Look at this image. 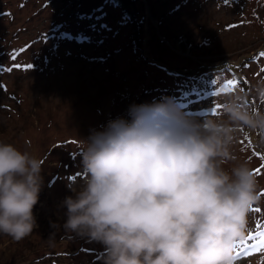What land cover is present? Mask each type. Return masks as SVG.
Segmentation results:
<instances>
[{"label":"rangeland","instance_id":"374dc122","mask_svg":"<svg viewBox=\"0 0 264 264\" xmlns=\"http://www.w3.org/2000/svg\"><path fill=\"white\" fill-rule=\"evenodd\" d=\"M123 1L128 13L115 0H0V141L43 162L37 227L0 234V264H105L101 243L65 232L63 201L83 185L80 142L131 122L132 106L235 127L224 107L239 96L264 114V0ZM233 137L224 167L261 168L264 134ZM253 175L261 211L248 210L233 264H264V169Z\"/></svg>","mask_w":264,"mask_h":264},{"label":"clouds","instance_id":"9594fccd","mask_svg":"<svg viewBox=\"0 0 264 264\" xmlns=\"http://www.w3.org/2000/svg\"><path fill=\"white\" fill-rule=\"evenodd\" d=\"M224 112L235 127L188 120L167 103L132 106L131 122L111 120L80 142L85 176L63 201L65 232L101 243L105 264H232L257 180L246 163L224 164L236 128L264 134V114L239 96ZM42 165L0 141V234L16 242L37 227Z\"/></svg>","mask_w":264,"mask_h":264},{"label":"snow or ice","instance_id":"6c2138e0","mask_svg":"<svg viewBox=\"0 0 264 264\" xmlns=\"http://www.w3.org/2000/svg\"><path fill=\"white\" fill-rule=\"evenodd\" d=\"M233 27H234V26H233ZM260 55H261V56H264V52L260 53ZM28 67H31V66L29 65ZM262 71H264V69H262ZM213 83H214V82H213ZM229 83L231 84L232 81H229ZM261 95L264 96V92H262ZM214 114H215V110H214ZM261 169H264V165H261V168H257V169H255V170H254V173H252V174H257V173H259V172L261 171ZM249 209H250L251 211H254V212H257V213L261 211L260 208H252L251 206L249 207ZM249 209H248V210H249ZM258 235L261 237V239H260V244H261V245H264V233H258ZM234 246H235V243H234V245H233V248H234ZM233 260H234V257H232V264H233Z\"/></svg>","mask_w":264,"mask_h":264},{"label":"trees","instance_id":"16d2710c","mask_svg":"<svg viewBox=\"0 0 264 264\" xmlns=\"http://www.w3.org/2000/svg\"><path fill=\"white\" fill-rule=\"evenodd\" d=\"M120 6L124 7V10L128 13L129 11L127 10V8L123 5V0H115Z\"/></svg>","mask_w":264,"mask_h":264}]
</instances>
